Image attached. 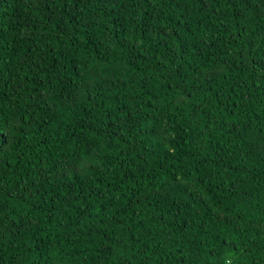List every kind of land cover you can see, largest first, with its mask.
Here are the masks:
<instances>
[{
    "label": "trees",
    "instance_id": "1",
    "mask_svg": "<svg viewBox=\"0 0 264 264\" xmlns=\"http://www.w3.org/2000/svg\"><path fill=\"white\" fill-rule=\"evenodd\" d=\"M0 264H264V0H0Z\"/></svg>",
    "mask_w": 264,
    "mask_h": 264
}]
</instances>
